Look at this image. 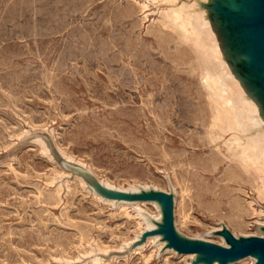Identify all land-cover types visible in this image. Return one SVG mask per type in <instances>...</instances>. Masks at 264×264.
Listing matches in <instances>:
<instances>
[{"label": "rangeland", "instance_id": "374dc122", "mask_svg": "<svg viewBox=\"0 0 264 264\" xmlns=\"http://www.w3.org/2000/svg\"><path fill=\"white\" fill-rule=\"evenodd\" d=\"M162 4L0 0V264H209L208 246L259 238L254 216L235 230L206 210L211 195L198 188L214 177L192 167L207 152L205 99L185 58L156 36ZM75 174L140 203L114 206ZM153 200L161 221L143 231L139 212L156 216ZM219 221L239 237L208 234ZM154 234L163 246L147 240Z\"/></svg>", "mask_w": 264, "mask_h": 264}, {"label": "bare ground", "instance_id": "6f19581e", "mask_svg": "<svg viewBox=\"0 0 264 264\" xmlns=\"http://www.w3.org/2000/svg\"><path fill=\"white\" fill-rule=\"evenodd\" d=\"M159 1H163L164 4L161 6L164 9L159 11L154 23L156 36L162 44L171 45L172 42L176 56L185 58L186 66L195 76L200 93L205 99L206 118L203 135L199 138V146L207 152L194 156L192 167L208 172L214 177L211 185L198 188L199 192L204 194L208 192L211 195L207 199L206 210L211 215L225 217L227 223L235 230L246 228L249 225L248 219L254 216L255 221L257 220L254 221V230L259 238L264 239L262 228L264 227V86L262 85L264 59H261L258 52L259 39L256 35L233 24L229 18H220L212 14V6L218 3L236 19L252 18L257 13L258 2L257 0ZM74 177L81 179L88 191L102 200L111 202L114 206L140 203L105 197L92 190L88 182L79 174H75ZM198 179L201 181L199 175ZM101 183L110 189L121 191L139 192L159 189L136 185L135 188L122 190ZM169 190L174 193L172 195L174 202L175 191L170 183ZM251 196H254V201ZM150 202L157 209V215H150L145 211L139 212L144 224L143 231L156 228L162 217L161 202L155 200ZM120 209L127 216L129 215L127 207L122 206ZM143 231L137 234L133 241H136ZM213 231H229L236 238L240 235L234 234L226 223L220 221L208 234ZM161 236L162 234L150 235L147 240L153 239L152 244L161 247L165 243L161 241ZM246 236L243 235V238ZM219 238L222 246L229 247L224 237L220 235ZM146 242L138 244L133 250L144 246ZM169 250L177 254L175 249ZM182 255H188L190 260L196 257L194 253ZM245 259L249 261L248 264H257L259 254L254 252L227 261L225 264H235L240 261L239 264H247ZM220 263L221 258L217 257L209 264ZM198 264L207 263L202 261Z\"/></svg>", "mask_w": 264, "mask_h": 264}, {"label": "water", "instance_id": "95a60500", "mask_svg": "<svg viewBox=\"0 0 264 264\" xmlns=\"http://www.w3.org/2000/svg\"><path fill=\"white\" fill-rule=\"evenodd\" d=\"M257 13L252 18L247 19H236L231 16L226 10H224L220 4L219 7L223 10L224 18L231 19L233 24L239 25L245 31L251 32L253 35H256L259 39V48L258 52L261 56V59H264V0H257ZM262 42V43H260ZM264 86V83L262 84ZM209 256H205L204 260L215 259L217 257L221 258V262L225 263L229 260L236 259L241 256H246L251 253L257 252L259 254V262H264V239L262 238H253L247 241H241L235 245L234 248H222V247H214L208 246L205 248ZM211 260V261H212ZM208 261V262H211ZM258 262V263H259Z\"/></svg>", "mask_w": 264, "mask_h": 264}]
</instances>
